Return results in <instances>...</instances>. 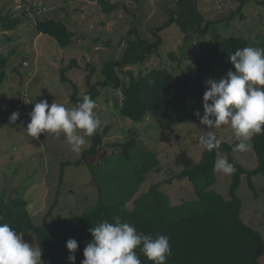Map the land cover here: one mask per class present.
Masks as SVG:
<instances>
[{"label":"rangeland","instance_id":"1","mask_svg":"<svg viewBox=\"0 0 264 264\" xmlns=\"http://www.w3.org/2000/svg\"><path fill=\"white\" fill-rule=\"evenodd\" d=\"M106 1L118 4L119 8L106 14L99 0H0V14L11 11L20 15L23 9L39 6L35 18L64 22L73 33L71 44L61 48L53 39L36 31L35 18L31 16V19L22 16L23 23L7 37L0 27V51L10 55L7 78L0 87V201L16 191L17 196L29 203L31 221L35 226L44 221L52 223L82 215L95 206L99 193L87 164L95 166L98 184L100 180L110 202L127 198L134 184V166L119 161L108 145L123 143L130 131L137 133L139 147L156 154L160 160L159 170L146 174L138 192H146L151 186L163 183L161 190L170 197L172 205L196 199L188 180L165 182L170 175L199 163L205 149L198 139L201 131L209 130L199 120L177 125L168 131L160 129L150 116L142 122H134L120 116L115 108L114 100L120 96L119 92L103 89L95 101V111L101 121L97 132L104 136L103 149L99 156L89 158L86 165L65 167L61 185V164L79 160L90 144L76 154L62 135L41 133L35 139L26 135L24 128L30 122L28 114L36 102L47 100L49 104L56 102L72 107L69 99L73 90L70 84L61 83V68L68 67L72 59L77 61L78 67L67 71L66 76L78 86L79 97H82L88 90L86 77L90 71L86 69L87 64H92L95 69L92 83L102 80L104 63L122 57L129 38L127 33L132 27L140 37L154 41L150 29L161 24L171 11L177 10L176 0ZM239 6V0H198V8L207 20L229 16ZM243 14L244 19L236 18L221 26L220 31L228 36L245 37L251 46L260 48V43L264 42V7L252 0L243 9ZM162 39L158 55H153L141 67L126 70L132 69L138 74L153 68H167L174 77H179L191 71L194 58L207 52L212 41L211 35L193 37L191 44L184 47V34L176 25L165 30ZM171 53L175 59L169 56ZM21 62L23 68L19 67ZM17 67L22 75L15 71ZM121 76L125 79L123 74ZM21 97L27 108L25 111L18 103ZM12 112L19 113V119L14 123L9 122ZM211 131L220 141L230 144L235 141L228 126ZM221 157L226 156L221 154L218 158ZM103 158H107L105 162L101 161ZM233 158L248 170L257 165L252 148L247 153L234 151ZM139 164L138 161L134 163ZM216 176L213 188L227 197L230 176L220 173ZM253 181L257 198L247 187L245 179L238 190L243 205L242 220L260 232L264 239V176H256ZM22 239L37 246L31 232L23 233ZM259 264H264V256Z\"/></svg>","mask_w":264,"mask_h":264},{"label":"trees","instance_id":"2","mask_svg":"<svg viewBox=\"0 0 264 264\" xmlns=\"http://www.w3.org/2000/svg\"><path fill=\"white\" fill-rule=\"evenodd\" d=\"M250 1L252 0H239L240 6L229 16L207 20L198 8V0H176L177 10L171 11L161 24L150 29L154 41L140 37L134 27L129 30L122 57L104 63L101 69L102 80L92 83L95 69L92 64H87L86 69L90 73L86 77L88 90L84 95L97 101L103 89L119 92L120 96L115 98L114 104L120 116L134 122H142L150 116L165 131L180 124L197 122L199 118L194 113L198 111L203 115L202 96L206 90L204 79H219L232 70L228 55L252 44L245 37L228 36L220 31L221 26L228 25L236 18L244 19L243 9ZM254 1L264 7V0ZM99 3L106 14L119 8L118 4H110L106 0H99ZM38 8L39 6L36 9ZM29 9H23L21 16L11 11L0 14V27L6 37L14 34L23 23L22 16L31 19L29 13L35 14L36 9ZM34 22L36 31L53 39L59 47L66 48L71 44L73 33L64 22L38 18ZM173 25L178 26L184 34V47L191 44L193 37L211 35V47L194 58L191 71L174 77L167 68H153L138 74L132 69L126 70L141 67L153 55H158L163 45L162 33ZM260 48H264V42L260 43ZM9 56L0 51V87L7 78ZM169 56L175 59L173 53ZM19 67L23 68L22 62ZM75 67H78L77 61L72 59L68 67L60 70L61 83L70 84L73 90L69 99L71 106L82 102L84 96L79 97L78 86L66 76V72ZM15 71L22 75L18 67ZM22 101L21 97L18 103L25 111L27 108ZM103 137L96 132L90 138V147L82 152L79 160L61 164L60 185L65 167L86 165L89 158L99 156L103 149ZM235 143L236 141L231 144L220 141L218 149L203 151L197 165L170 175L166 184L175 180H188L196 196L194 200H183L178 205H172L170 197L161 190L163 183L151 186L146 192H138L146 174L159 170L160 160L156 154L139 147L137 133L130 131L123 143L108 145L114 151L112 155L120 158L119 161L134 166V184L127 198L110 202L100 180V185L98 184L95 166L87 164L99 193L95 206L88 212L52 223L44 221L42 225L35 226L31 221L29 203L14 191L0 201V223L8 224L19 234L33 233L37 246L42 250L43 264H69L67 257L70 253L65 245L70 238L78 243L74 253L75 264H81L84 259L83 250L91 240L89 228L105 220L112 222L117 216L122 222H128L145 235L168 236L171 255L168 256L166 264H259L264 256V239L260 232L242 220L243 205L238 190L245 179L254 197H258L253 180L256 176H264V135L254 136L251 140L257 165L250 170L234 160ZM221 154L236 169L230 175L227 197L213 188L217 182L213 166ZM106 159L101 161L105 162ZM136 161L140 163L138 166L134 165ZM136 251L141 264H151L139 249Z\"/></svg>","mask_w":264,"mask_h":264},{"label":"clouds","instance_id":"3","mask_svg":"<svg viewBox=\"0 0 264 264\" xmlns=\"http://www.w3.org/2000/svg\"><path fill=\"white\" fill-rule=\"evenodd\" d=\"M228 62L232 70L219 79L208 77L203 81L206 86L202 96L203 115L198 111L194 115L209 130L201 131L198 143L208 151L218 149L220 141L211 130L228 126L236 141L233 151L247 153L252 138L264 135V48L237 49L228 55ZM95 109L96 102L89 95L72 107L40 100L28 114L30 122L24 129L34 139L41 133L62 135L70 150L79 154L100 127ZM18 119V112L9 116L10 123ZM213 171L230 176L236 169L226 157H221L215 160ZM88 231L91 240L83 250L81 264H141L137 249L151 264H166L171 255L168 236L145 235L128 222H122L119 216L112 222H99ZM22 235L8 224L0 223V264H43L41 248L24 241ZM65 247L70 253L69 264H75L77 241L70 238Z\"/></svg>","mask_w":264,"mask_h":264},{"label":"built area","instance_id":"4","mask_svg":"<svg viewBox=\"0 0 264 264\" xmlns=\"http://www.w3.org/2000/svg\"><path fill=\"white\" fill-rule=\"evenodd\" d=\"M34 15L33 13H29V17L31 16L32 18H34Z\"/></svg>","mask_w":264,"mask_h":264}]
</instances>
